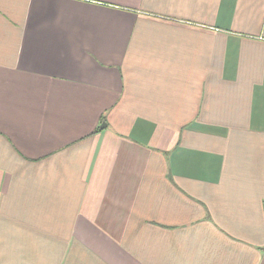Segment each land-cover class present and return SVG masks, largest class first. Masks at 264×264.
Here are the masks:
<instances>
[{"label":"crops","instance_id":"0c3cea01","mask_svg":"<svg viewBox=\"0 0 264 264\" xmlns=\"http://www.w3.org/2000/svg\"><path fill=\"white\" fill-rule=\"evenodd\" d=\"M0 264H264V0H0Z\"/></svg>","mask_w":264,"mask_h":264},{"label":"water","instance_id":"95a60500","mask_svg":"<svg viewBox=\"0 0 264 264\" xmlns=\"http://www.w3.org/2000/svg\"><path fill=\"white\" fill-rule=\"evenodd\" d=\"M106 127V124L105 123H102L101 125H100V129H103V128H105Z\"/></svg>","mask_w":264,"mask_h":264}]
</instances>
